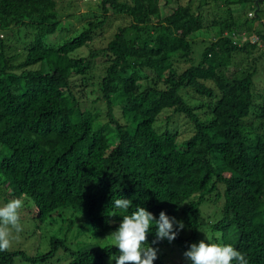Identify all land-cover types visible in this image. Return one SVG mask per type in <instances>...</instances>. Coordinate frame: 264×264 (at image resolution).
<instances>
[{
	"label": "trees",
	"instance_id": "trees-1",
	"mask_svg": "<svg viewBox=\"0 0 264 264\" xmlns=\"http://www.w3.org/2000/svg\"><path fill=\"white\" fill-rule=\"evenodd\" d=\"M95 1L65 14L58 0H0V207L23 199L20 216L31 205L50 223L67 211V230L81 217L97 238L130 199L129 214L183 222L171 243L152 229L158 250L230 244L264 264V0ZM26 235L0 264L119 255L54 236L28 252Z\"/></svg>",
	"mask_w": 264,
	"mask_h": 264
},
{
	"label": "clouds",
	"instance_id": "clouds-1",
	"mask_svg": "<svg viewBox=\"0 0 264 264\" xmlns=\"http://www.w3.org/2000/svg\"><path fill=\"white\" fill-rule=\"evenodd\" d=\"M23 206V199H13L0 207V252H6L11 247L13 232L18 234L23 231L20 222V210ZM113 207L126 213L117 230L106 237L119 250L115 264H153L157 259L158 249L150 246L147 241L152 229H155L152 244H156L164 240L171 243L177 237V230L184 227L183 222L168 217L163 211L159 213L158 219L143 207H137L129 214L132 207L130 199L117 198ZM174 226L177 230H174ZM183 257L190 264H248L245 255L232 245L204 241L189 245Z\"/></svg>",
	"mask_w": 264,
	"mask_h": 264
},
{
	"label": "rangeland",
	"instance_id": "rangeland-1",
	"mask_svg": "<svg viewBox=\"0 0 264 264\" xmlns=\"http://www.w3.org/2000/svg\"><path fill=\"white\" fill-rule=\"evenodd\" d=\"M67 1L69 0H65V2L62 0H58V7L63 8L65 14L67 12L71 13L75 8L79 9V10L76 9V11L83 12L85 11L84 5L87 4V2H92V3L97 2L95 0H75L76 7L73 4L72 7H75V8L70 9L67 6ZM70 1H73V0H70ZM72 23L74 25L73 28H76L77 23L75 22H72ZM245 37L246 36H244V38ZM210 38L211 37H207L206 35L198 38L196 42L197 47L195 49L196 57L198 56L197 54L199 53V51H201V48L203 46V44H201L200 42L203 40L202 42H204L205 44ZM254 41L255 40L253 39L251 42H254ZM261 48L262 46L260 45V50ZM80 54L85 55L86 54L85 50L80 51ZM263 70H264V64H263ZM174 121L177 122L178 126H181L185 122V121H181V118L179 117L178 118L175 117ZM32 209L33 208L31 207V205L28 206L26 210L22 212V216H20V220L22 221L21 225L23 227L22 232H25L27 234L25 236L26 238L24 242L26 244L25 248L28 252H32L33 250H36L35 252L37 253L45 252L49 248L48 239L53 236L58 239H65L67 246L71 248H73L74 246V239L76 240V237L78 238L77 241L82 244L85 243V246H97V247L103 248L104 246L112 245L110 239L106 238L112 232L103 237H97V238L92 237L89 229L87 228L85 221L81 217H79L78 221L74 225V229L67 230L69 212L63 211L66 215L65 222L62 223L59 220L57 222L50 223L49 220L38 221L37 218H34V216L31 214L29 216L28 212L31 213ZM204 230L205 232L207 231V226L204 227ZM35 252L33 254H35ZM63 253H64L63 250L61 249L58 250L57 251L58 256L54 257L50 262L43 263V264H67L66 260L64 259ZM158 253L160 255V258L162 259L163 264H190V262L185 260V258L183 257V254L177 255L176 251L173 250V246L164 248L162 250H158ZM178 253H181V252L178 250ZM16 264H28V263L17 261ZM107 264H113V263L109 260Z\"/></svg>",
	"mask_w": 264,
	"mask_h": 264
},
{
	"label": "water",
	"instance_id": "water-1",
	"mask_svg": "<svg viewBox=\"0 0 264 264\" xmlns=\"http://www.w3.org/2000/svg\"><path fill=\"white\" fill-rule=\"evenodd\" d=\"M256 4H257V2H256Z\"/></svg>",
	"mask_w": 264,
	"mask_h": 264
},
{
	"label": "bare ground",
	"instance_id": "bare-ground-1",
	"mask_svg": "<svg viewBox=\"0 0 264 264\" xmlns=\"http://www.w3.org/2000/svg\"><path fill=\"white\" fill-rule=\"evenodd\" d=\"M24 260V259H23Z\"/></svg>",
	"mask_w": 264,
	"mask_h": 264
}]
</instances>
